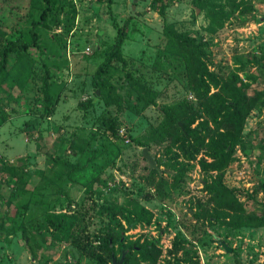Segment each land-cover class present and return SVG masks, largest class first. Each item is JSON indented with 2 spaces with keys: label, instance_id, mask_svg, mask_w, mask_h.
I'll return each instance as SVG.
<instances>
[{
  "label": "rangeland",
  "instance_id": "obj_1",
  "mask_svg": "<svg viewBox=\"0 0 264 264\" xmlns=\"http://www.w3.org/2000/svg\"><path fill=\"white\" fill-rule=\"evenodd\" d=\"M52 3L37 27L40 49L10 55L0 92L9 114L0 125V264H264V0ZM43 6L0 0V45L16 30L27 36ZM110 12L125 28L134 81L114 60L108 94L93 74L115 42ZM168 23L209 73L255 98L221 169L203 166L221 125L203 106L218 87L208 76L203 87L191 81L168 49ZM42 63L51 73L48 114ZM175 103L183 129L170 134L158 106Z\"/></svg>",
  "mask_w": 264,
  "mask_h": 264
},
{
  "label": "trees",
  "instance_id": "obj_2",
  "mask_svg": "<svg viewBox=\"0 0 264 264\" xmlns=\"http://www.w3.org/2000/svg\"><path fill=\"white\" fill-rule=\"evenodd\" d=\"M200 1L201 0H193L195 3H199ZM43 2L44 6L38 17L31 21V26L27 32V36H25L21 30H16L10 38L5 39V43L3 45H0V92L6 78L13 73V66H9L10 55L13 52H19L23 53L21 55H25L30 48L40 49L37 27L46 22L49 13L52 9H54L52 0H43ZM206 3L202 6L209 18L210 24L214 25L216 15L208 10L209 5H206ZM108 6L110 9V3H108ZM164 9L165 7L162 5L159 9L161 15L164 14ZM110 17L112 24L116 29L115 42L102 63L97 66L93 74V78L96 83L99 84L101 89H107L108 94H111L115 90V86L107 85L105 79V76L111 71L114 60H118L121 63V67L127 81H134L132 74L126 69V59L122 55V45L126 36L125 28L118 24L111 12ZM2 26L3 25L0 21V37H4L7 34V31ZM164 32L170 42L168 49L182 57L187 75L192 78L191 81H197L203 87L209 82H206L205 79L206 76H208L210 78V82L218 87V90L210 94V96H208L207 91L205 95L208 96L209 99H207V102L203 106V112L207 114V116L211 117V119L217 123L218 126L221 123V128L219 127L218 136L216 138L212 136L211 140L206 143V147L210 149L212 161L203 162V166L217 170L221 169L226 165L230 154L237 143V135L247 112L255 103V98L247 94L244 86H237V81L227 82L223 78L218 79L216 76L209 73L206 64L201 61L199 55L187 50L183 44L184 41L189 40V38L176 31L171 23L164 26ZM197 51H200V48L197 49ZM44 66H46V64L42 63L44 73L39 87V96L44 113L48 114L53 109L51 104L52 97L50 93L51 73ZM112 100L117 104L120 103V97L118 96H112ZM91 104V100L79 102V106L82 107H87ZM182 104L183 103H175L171 105L158 106L159 112L164 116L162 127L167 128V131H169L170 127H180L183 129L182 126L179 125L180 121L178 120L181 117V112H183L182 107L184 108V106ZM5 105H7L6 98L0 94V125L5 122L9 116L8 112L5 110ZM138 144L144 145L140 143ZM260 216L264 219V211L260 214ZM144 252L145 250H143V253Z\"/></svg>",
  "mask_w": 264,
  "mask_h": 264
},
{
  "label": "water",
  "instance_id": "obj_3",
  "mask_svg": "<svg viewBox=\"0 0 264 264\" xmlns=\"http://www.w3.org/2000/svg\"><path fill=\"white\" fill-rule=\"evenodd\" d=\"M179 125L181 126L182 123L179 122ZM142 155L147 159L150 168H157L154 157L148 152V147L142 148ZM113 264H116V263L113 262Z\"/></svg>",
  "mask_w": 264,
  "mask_h": 264
},
{
  "label": "built area",
  "instance_id": "obj_4",
  "mask_svg": "<svg viewBox=\"0 0 264 264\" xmlns=\"http://www.w3.org/2000/svg\"><path fill=\"white\" fill-rule=\"evenodd\" d=\"M84 50L87 52V51H90V47L89 46H86L85 48H84Z\"/></svg>",
  "mask_w": 264,
  "mask_h": 264
}]
</instances>
